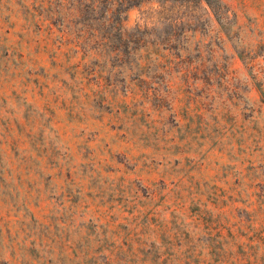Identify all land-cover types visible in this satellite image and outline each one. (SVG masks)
Returning a JSON list of instances; mask_svg holds the SVG:
<instances>
[{"label":"rangeland","instance_id":"1","mask_svg":"<svg viewBox=\"0 0 264 264\" xmlns=\"http://www.w3.org/2000/svg\"><path fill=\"white\" fill-rule=\"evenodd\" d=\"M212 4L0 0V264H264V0Z\"/></svg>","mask_w":264,"mask_h":264},{"label":"trees","instance_id":"2","mask_svg":"<svg viewBox=\"0 0 264 264\" xmlns=\"http://www.w3.org/2000/svg\"><path fill=\"white\" fill-rule=\"evenodd\" d=\"M105 1L109 7L115 6V8L110 11L111 20L109 23L110 27H114V26H121L123 20L126 19L125 13L129 8H131L133 6H138L143 1H147V0H105ZM170 1H172V0H158V2L161 5L166 4L167 2H170ZM199 1H202V0H199ZM204 1L209 6V8L213 11V13L217 17V19L220 20L222 15H218V12H219L218 6L212 4V0H204ZM47 19H49L51 23L55 24L56 17L54 18L53 15L51 17H48Z\"/></svg>","mask_w":264,"mask_h":264}]
</instances>
